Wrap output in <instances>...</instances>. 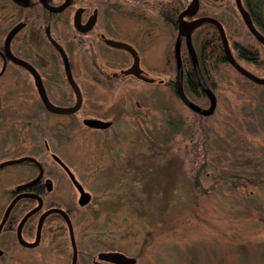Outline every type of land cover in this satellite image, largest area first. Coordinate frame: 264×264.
<instances>
[{"label": "rangeland", "instance_id": "rangeland-1", "mask_svg": "<svg viewBox=\"0 0 264 264\" xmlns=\"http://www.w3.org/2000/svg\"><path fill=\"white\" fill-rule=\"evenodd\" d=\"M111 1L121 6L112 14V29L123 39L135 40L142 66L148 77L157 81L150 83L130 76L114 88L90 82L94 64L118 70L130 65L132 57L103 47L101 42L96 45L93 39L80 44L72 29L56 26L66 35L62 39L83 82V118L115 119L106 130H95L79 120L75 133L62 136L59 145L58 138L48 139L84 190L91 193L92 200L82 207L78 222L84 245L100 247L101 240L104 248L136 257V264H264V84L248 79L229 62H223L213 72L217 97L214 113L193 111L171 87L176 79L175 43L179 30L155 13L162 11L166 0L157 10L128 0ZM201 2L199 13L222 22L232 49L236 43L259 48L235 0ZM139 14L149 22H161L160 38L148 41L141 35L131 22L141 23ZM119 23L122 25L117 26ZM35 50L53 53L46 43L32 52ZM233 52L237 55L234 49ZM238 60L264 77L244 60ZM52 63L51 60L49 64ZM49 64L45 76H52ZM24 77L23 87L12 86L19 90L16 95L7 87L10 76L0 78L4 85L0 92L3 104H17L18 111L23 107L29 113L37 91ZM54 77L62 88L66 86L58 69ZM190 97L205 107L203 100ZM51 124H55L54 119ZM27 129L18 134L19 147L26 149L37 137ZM36 145L42 148L43 140ZM199 150L204 165H196L193 160ZM54 165L60 181L69 180L64 169ZM65 182L60 189L70 195L74 190L69 181ZM26 251L16 248L19 255H26ZM29 251L41 257L44 264H66L50 258L47 251ZM0 264L17 263L3 257Z\"/></svg>", "mask_w": 264, "mask_h": 264}, {"label": "flooded vegetation", "instance_id": "flooded-vegetation-1", "mask_svg": "<svg viewBox=\"0 0 264 264\" xmlns=\"http://www.w3.org/2000/svg\"><path fill=\"white\" fill-rule=\"evenodd\" d=\"M66 1L0 0V78L10 76V84L7 87L8 90H12L11 94L13 95L19 93V90L12 88V86L17 87L19 84L22 87L24 86L25 82L21 80L24 75L28 77L29 82L33 84L37 91V100L31 103L32 112L29 113L24 111L23 107L18 111L19 105L17 104L14 105L10 102L8 106L5 103L3 104L2 92H0V165L6 161L28 157L20 162L0 167V258L6 257V260H15L17 264H44L43 261L39 260L41 257L36 258L32 255V251H29L37 249L43 252L47 251L50 258L53 257L56 261L60 259L66 264H73L74 260L75 264H119L106 259L103 253L118 251L126 254L124 251L104 248L101 240L98 241V244H101L100 247L96 246L94 248L88 244L84 245L78 222L80 221L82 207L92 200L91 193H89L90 199L83 203L84 186L82 182L76 178L74 171L63 158L53 151L48 141V139L54 141L55 138H58L56 144L59 145L62 136L76 131L77 121L80 120L85 123L84 120L87 118H83L82 115L84 106L83 82L75 71L67 44L62 39L66 35H62L61 29L60 32L57 31L56 28L58 27L56 26L64 27V30L67 27L72 29L74 38L79 40L80 44L93 39L95 43L97 42L96 45L101 42L103 47L123 51L133 59L129 50L111 46L106 42V39L111 38L129 43L140 57V67L143 73L146 76L148 75L145 67L142 66L140 49L135 40L123 39L112 29L114 18L112 14L114 11H118V8H121L119 4H115L111 0H69L63 8L57 10ZM128 2L153 6L155 10H157V7L161 9L163 4L162 0H128ZM242 3L247 8L245 0H242ZM253 4L262 12V17L260 16L259 20L253 21L254 25L264 35V0H253ZM201 5L202 2L199 0L197 12L194 15L188 14L186 19L192 20L200 16H207L199 13ZM155 13L161 19L163 18L162 11L157 10ZM10 16L13 17L10 18ZM139 16L141 23H136L138 21L131 22L140 31L141 35L145 39L148 38V41L160 38L161 22H149L150 19L144 18L143 14H139ZM105 17L106 21L104 22ZM4 20H9V22ZM125 24H129V22ZM16 25L21 26L7 41L10 31ZM120 25L122 24H117V26ZM52 39L64 48L74 81L83 94L81 107L77 111L68 114L54 112L44 104L37 89L34 74L14 59H22L36 69L48 98L54 105H74L76 93L68 79L63 56ZM255 39L260 42L256 37ZM45 43L52 47L53 53L52 51L51 54L42 53L39 50L32 52L34 48L41 47ZM260 43L264 46L262 42ZM51 60L52 65L49 64ZM56 62H58V65L55 64ZM48 64L52 76L44 75ZM131 64L112 71L102 64H98L99 66L94 64L95 73L90 82L107 88H114L115 84L124 82L130 76L138 78L133 74L123 72ZM57 69L64 76L66 82V86L63 88L54 77ZM152 78H154V81L150 83H155L157 79ZM103 79L106 81L104 82ZM25 86L29 87L28 84ZM3 87L4 85L0 81V89ZM21 90L22 93H25L23 89ZM20 103L22 102L20 101ZM62 118L67 119L62 120ZM94 118L110 122L107 127H92L85 123L87 127H92L95 130H106L115 123V119L110 117L94 116ZM51 119L55 120V124H51ZM41 121L42 124H40ZM25 129L37 135L35 139L31 140L30 147L27 149L18 145V134L25 131ZM40 140H43L44 143L42 148L36 145ZM9 147L17 150L10 152L7 150ZM59 159L68 166L83 188L77 186ZM54 164L59 165L66 172L69 178L67 181H69V184L71 183L70 185L74 190L72 194L68 195L60 189V185L65 182V179H62L63 182L60 181L59 171ZM13 202L12 208L8 211ZM68 220L71 222L72 230ZM17 246H20L22 250H28L26 255H19L16 252Z\"/></svg>", "mask_w": 264, "mask_h": 264}, {"label": "water", "instance_id": "water-1", "mask_svg": "<svg viewBox=\"0 0 264 264\" xmlns=\"http://www.w3.org/2000/svg\"><path fill=\"white\" fill-rule=\"evenodd\" d=\"M68 2H69V0H67L63 6L58 7L57 10L63 8ZM235 2H236L237 9H238L242 19L244 20V23L246 24L247 28L249 29V31L260 42H262L264 44V35L254 25V22H253V19L251 17L249 10L244 7L242 0H235ZM198 8H199V0H192V2L189 3L187 5V7L180 12V14L178 16L179 34H178V37H177L176 43H175L176 62H177L176 91H177V94L179 95L180 99L190 109H192L193 111H195L199 114H202V115H210V114L214 113V111H215V108L217 105V97H216L215 92L212 90V88L209 86V84L205 80V77L202 73V70H201V67L199 64V59H198L197 53L194 50L192 43H191V33L196 27H198L199 25H201L205 22L213 23L217 27L219 34H220V37L222 39V43H223L225 55H226V60L239 73H241L242 75L246 76L248 79H250L256 83L264 84V77L258 76L255 73H253L252 71L248 70L246 67H244L235 58V56L233 55L232 49H231V45L229 42L228 35H227L226 30H225V28H224V26L220 20H218L217 18H214L212 16H208V15L207 16H200V17H197V18L192 19V20H188L185 18L188 14L194 15L197 12ZM20 26L21 25H16L10 31L8 38H7V41H9L11 39V37L18 31ZM182 36H185V38H186L188 48H189V51L191 53L192 60H193V66H194L195 71L197 73L199 82H200L203 90L205 91V93L207 94V96L210 99L209 107H202V106L196 104L185 93V90H184V66H183L182 55H181V37ZM52 41L54 42L55 46L57 47V49L61 52V54L63 56L66 72L68 75V79L70 80V82H71V84L75 90V93H76V102L72 106L54 105L49 100L48 95L46 93V90L44 88V85L42 83L41 77H40L39 73L36 71V69L30 63H28L22 59H18V58H14V59H15V61L26 66V68H28L34 74L36 86H37V89L39 91V94H40L44 104L50 110H52L54 112L68 114V113H72V112L77 111L81 107V105L83 103V94H82L80 87L74 81V78H73L72 72H71V68H70V63H69V60H68V57H67V54H66L64 48L62 47V45L57 43L55 40L52 39ZM106 42L111 46H114L117 48H124V49H127L131 52V54L133 56V63L131 64L130 67L123 70V72L125 74H133V75L137 76L138 78L143 79V80L148 81V82L154 81V78L148 77L143 73V70L140 67V57H139L137 51L129 43L119 41V40H115V39H111V38L106 39ZM84 121L86 124H88L89 126H92V127H107L110 124L109 121H103V120L95 119V118H86ZM26 158H28V157H23V158H19V159H15V160L6 161V162L2 163L0 165V167L7 165V164L20 162ZM59 161L61 163H63L62 160L59 159ZM63 165L65 166V168L67 169L71 178L74 180V182L77 184V186H79L80 188H83L82 185L80 184V182L75 178L72 171L68 168V166H66L64 163H63ZM88 199H90V194L88 192H85V190H84L82 202L85 203ZM13 204H14V202L8 208V211L12 208ZM68 223H69L70 228L72 230L71 222L69 220H68ZM72 233H73V231H72ZM103 256L106 259H110V260L115 261L119 264H136L137 263L136 257L128 256V255H126L122 252H118V251H116V252H105V253H103ZM73 264H75V260H74Z\"/></svg>", "mask_w": 264, "mask_h": 264}, {"label": "trees", "instance_id": "trees-1", "mask_svg": "<svg viewBox=\"0 0 264 264\" xmlns=\"http://www.w3.org/2000/svg\"><path fill=\"white\" fill-rule=\"evenodd\" d=\"M187 0H166L162 6L163 18L169 24L178 27V16L182 10L187 7ZM245 4L251 14L253 21L259 20L262 17L261 9L257 8L253 4V0H245ZM229 38V37H228ZM181 55L184 66V90L187 96L194 101L190 96L196 97L198 100H203L207 107L210 103V99L203 90L195 68L193 66V60L190 51L188 50V44L185 36L181 37ZM191 43L194 50L197 53L199 64L205 80L215 91V82L213 78V72L217 70L219 65L223 62L228 63L226 60L225 50L217 27L210 22H205L196 27L191 35ZM241 43V42H240ZM243 44V43H242ZM234 44L233 49L236 51L235 58L244 60L247 65L251 66L259 75L264 76V46L259 42L257 45L259 48H254L251 45ZM239 61V60H238ZM240 62V61H239ZM177 67V62H176ZM247 67V66H246ZM172 89H176V79L171 83ZM178 98L179 95H177ZM195 102V101H194ZM199 151H195L193 160L196 161V165L203 164L202 156ZM207 152V150H206ZM205 152L204 159L206 160L207 153ZM208 158V157H207ZM198 163V164H197ZM204 165V164H203ZM195 170L198 168L193 167ZM197 177V176H196Z\"/></svg>", "mask_w": 264, "mask_h": 264}]
</instances>
